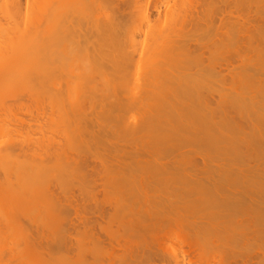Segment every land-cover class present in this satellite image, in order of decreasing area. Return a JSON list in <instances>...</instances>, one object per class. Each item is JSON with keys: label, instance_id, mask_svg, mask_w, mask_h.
<instances>
[{"label": "bare ground", "instance_id": "bare-ground-1", "mask_svg": "<svg viewBox=\"0 0 264 264\" xmlns=\"http://www.w3.org/2000/svg\"><path fill=\"white\" fill-rule=\"evenodd\" d=\"M0 1H2L0 3H3V6L5 4L10 6L9 3L13 6V11L11 9L12 6L9 7L10 9L6 8L7 6L4 7L6 10L9 9V12L11 13L10 15L7 11L8 14L5 15L8 22L11 24L12 22L10 21L14 20V33L16 32L17 35L18 33L20 34V29H18V27L22 28L23 26L25 28L31 23L28 34L32 32L34 33V36H37L38 34L40 35H38L40 38V41L38 40L40 43L37 46L38 55L36 54V51H32L28 52V56L31 55L30 57H33L32 55L35 53L39 56V59L41 58L43 60V58H45L46 62H44L45 60L42 61L37 58L40 65H37L35 68L36 70L30 67L31 70L34 69L32 70V74H34H31L32 78L29 77L30 82H34L33 84L35 85V82L38 81L43 90L46 89L47 96L45 98H47V102L44 106L47 107L45 108L49 119H51L52 122L53 120L56 121L53 122L54 125H60V122L62 121L64 125V128L62 129H65L66 127L65 130L67 131L65 132L66 134L68 133L67 135L65 134L66 137L71 134V136H68V139H72L74 136L76 138H74V140L78 142L76 144L71 142L69 144L70 146L68 145L70 149L67 153L63 151L65 146L63 147L60 146L62 144H56L57 140L55 139H57V136L51 140L50 152L52 151V154L49 153L52 155V158L54 156H59L57 157L58 159H63L65 155L64 153H67L68 156L71 148H73V144L75 145L73 151L75 152L78 150V152L76 151L77 153H75L76 157L74 162L71 161L68 165L69 168L71 166V170L67 166L68 169L65 171L62 167L64 166L63 163L62 165L60 164L61 167L60 165L58 166L61 159L58 162L57 159L55 160L57 162L56 168L60 167L63 169V171L68 174L66 177L71 179V182L79 179L80 184L84 186V188L86 187L82 183H90L91 190L97 180L96 177L100 175V172L98 173L100 168H91L93 166L88 165L90 164L88 161L95 163L99 160L100 165H102L101 174L104 173L103 178L113 180V185L115 184V186H118V188L113 187V185L110 186L111 181H109L108 188L111 187L119 190L118 192H115L118 193L117 196H114L116 195L114 190V195L112 193L114 199L117 197L114 202L115 206L112 214L105 215L103 208H105L104 205L107 202L105 204L98 202L99 196L97 195L100 193V191H97L98 189H93L91 192H87L89 188H86V191L84 189L85 193H88L86 194L88 196L85 197L84 192H82L83 195L81 194L79 198L82 196L83 200L80 198L81 202H79V198L77 199L75 197L73 199L74 195L71 196L72 192L71 195L65 194V188L68 190L67 186H69L66 180L61 178V181L64 183L59 182L60 184L57 179L50 180L52 183H54L53 181H57L56 183L58 185L52 184L51 182L48 183L49 181H47L46 189L48 188V184H52L55 187H51L57 189V191L54 189L51 191L49 188L47 190L49 193L48 197H46V200H48L47 203L50 200V204H48L50 205V210L47 212L50 217L45 216L43 218L44 222L43 220H39L40 224H42L41 222L44 223L42 224L43 226L35 223L38 222V219L36 218L39 215L34 217L35 219H33V217L30 218L31 226L28 217L31 215L34 216L35 214H30V216L27 217L28 214L26 213L27 218H25L24 214L19 215L18 213H16V216L18 214L22 218L19 216L15 218V215L13 214L15 220L19 218L18 223L16 224L14 219L11 218V215L9 218L7 217L10 212H7L8 214L6 215L1 212L3 209H0V233L2 234H0L2 236H0V243L3 245V243L6 242L3 240L6 239L5 235L9 232V237L11 232L12 234L17 232L16 228L11 223H14L16 227L19 225V228L21 226L22 229L20 228V232H17L20 234L19 238L14 237L15 234H13L11 237L16 238L14 239L15 241H12L10 237V241L6 242L5 245H8V243L11 242V246L14 245L12 248H15L16 246L19 247L22 242H24V244L27 242V246L22 243V247L26 249L25 251L21 246L15 248L17 250L14 249L13 252L10 245L8 247L9 249L4 247L5 245H1L2 247H0L2 249H0V252L8 250L7 252H9V254L7 252L6 254L9 256L10 260L24 264V259H27V247H31L33 249H30L32 252L34 250L36 251L40 246L42 247L40 250H42L43 254L47 255V257H43L42 263L38 262L41 261L40 259L42 256L39 257L40 259H37V264H55L52 261V253L55 251V253L60 252V254L62 253L66 255L67 252L70 251L68 248V246H70V239H68V236L72 235L74 227L78 226L75 223L72 228L73 230H71V225L74 223L70 225L71 222H67L71 221L72 217L70 216L71 219H69L66 212L71 213L69 208H71L72 205H69V208L67 209L66 207L68 206L64 201L66 202V200H69L70 202L73 199L74 202H71L73 204L78 200L76 203H79H75L76 205L73 204V208L76 215L80 216L82 211V213H88L91 210L90 206L88 208L90 203L87 204L89 201L86 202V200H88L87 197H89V200L91 199L90 202L94 200L92 203L95 205L94 214L97 217L90 219L85 216V213L84 217H82L83 214L81 215V218L78 217L83 221L77 220L78 218H76V220L82 223L80 225H83L81 227H84L83 231H85L84 233H86V235L92 233L96 226L101 228L102 222L105 220H108V222L109 219L113 220V222L114 219L119 220V223L117 224L120 226L118 225V228H121V230L123 229V234L122 232L121 234L119 233L120 229L119 231H114L115 234L114 232H109V238L111 239L108 237L106 238L110 240L108 241L109 245L107 243L110 248L105 249L104 243L107 239H104L106 240L104 241L103 238L99 237L94 239L96 242L93 241L95 245L94 248H92V250H95L96 248V251L98 250L97 252L100 253L105 250L106 252L111 251L112 253L115 243L119 244L123 240H126V242L129 241V246L127 244L128 242L126 243V248L129 249V252L127 250V255L124 254L122 259L119 258V264H264V0ZM36 8L39 11V14L37 15L39 18L37 21L35 20L38 25L36 26L37 32L35 30L36 27L34 28L36 23L30 22L29 20V14H31L30 12H33L31 10L34 9L35 12ZM15 11L17 17L16 15H13L15 14ZM23 15L24 17L26 16V18H24L27 19L25 20L26 22L21 20V18L23 19ZM12 17H14L13 20ZM8 18H11V20L9 21ZM18 18L20 19L19 22ZM16 21L20 25L22 24V26L20 27L18 24L17 27ZM23 23L28 24L23 25ZM1 29L4 32L7 30L6 28ZM26 31L28 30L26 29ZM38 31L41 32V34L38 33ZM7 33L10 34L11 32ZM11 34L14 36V42H11V48L14 50L12 55L15 56V54H17V59L15 58V61L14 56H10V59H14L12 60L13 64H15V62L16 64H19L18 61L20 60L18 59V56L20 58L21 52L23 53V48L21 46H26L23 45L24 43L19 42L18 39L17 41L21 46L17 45L18 49H14V44L16 45L17 43L15 39L17 37L15 38L16 34H13V30ZM2 35H6V33H3ZM18 36L21 38L22 35L20 34ZM1 37L3 42L0 43L3 44V46H5V44L8 46L12 37L6 35L5 37H8L9 40L8 38H4V36ZM25 38H27V36ZM25 38L23 41L26 40ZM4 39L5 41L8 40V44L7 41L5 43ZM1 44L0 46H2ZM2 47H0V49L4 48ZM5 49H7V47ZM6 51H8V49ZM24 52L27 51L24 50ZM25 54L23 53L22 55ZM8 58L5 57V59H3L4 63H6L5 61H7ZM23 59L21 62H23ZM29 59L26 61H30ZM11 60L8 62L9 64L11 63ZM28 63H22V65L20 64L19 66L16 65V72H20V70L24 71L22 68L30 66ZM41 63L44 65L43 67L41 66ZM1 64L3 65V62ZM9 64L8 66L4 64L5 66L0 67V74L3 73L5 76V74L13 71L15 65H12L14 67L11 68ZM27 64L28 66L23 67ZM41 67L42 69L40 70ZM38 69L43 72L40 73L42 76L39 75L37 71ZM28 71L26 72L28 73ZM34 71H36V73ZM22 74H24V72ZM9 75L11 76V73ZM43 75L46 76L47 79L45 85L42 84L41 81L43 79L45 80ZM27 76L25 79L28 78ZM22 77L23 76H21V78ZM18 79H20V77H18ZM31 79L33 81H31ZM34 79L36 80L34 81ZM4 82L6 83V80ZM14 82L16 81L14 80ZM21 83L23 82L21 81ZM17 84L16 88L18 86ZM25 84H29V82ZM16 88L13 87L17 92L14 90L12 92L10 91L12 95H14L15 92L17 95L20 93V89ZM42 88L40 89L39 87L38 89L42 90ZM33 90L35 91V89ZM22 94L24 96V93ZM30 94H32V92ZM33 95L34 94H32V96ZM25 96H27V93ZM33 98L31 99L32 101L34 100ZM15 100L12 101L13 107L17 108L14 106V102H18L19 99H17V101ZM37 100H39V98ZM38 102L36 103L39 104ZM44 102L43 104H45ZM40 105L42 106V104ZM133 105L135 108L136 105L138 108L141 106L143 111L140 108L139 116L141 119L137 116L138 114L136 115L135 113V121L130 122L127 114L129 112V116L132 114L129 110ZM126 111L129 112L127 113ZM5 112L7 114L9 110ZM7 115H9V113ZM2 116L4 115L2 114ZM14 116L16 115L14 114ZM132 117L135 118L134 116ZM132 117L130 119H132ZM107 118L114 119L117 123L119 122L117 124L118 126L114 123L109 124ZM137 118L140 120H137ZM104 119H107L106 122L102 121ZM16 120L18 121L19 119ZM57 121L59 122L58 124ZM21 122L23 121L21 120ZM66 122L70 123L69 127H67L68 125H66ZM2 123L4 122L0 123V128L2 127V131L5 133L7 128L4 126V129H6L4 131V124L2 125ZM71 123L76 130H73L74 128L72 127L73 129L71 128L72 131L70 130L71 133L69 134L68 129H70ZM101 123H105L104 125L106 127H108V124L110 126L112 125L111 127L113 128H104L101 126ZM54 125L51 127L52 129ZM63 125L60 126L62 127ZM150 128H154L155 132L157 131L159 134H162V136L158 138L156 137V139L151 138L150 136V139L148 140L146 135L147 139H144V141H147V144L139 138L141 143L142 141L144 142L141 144L143 149L138 150L136 147L137 150L134 152L133 149H135V145H130L133 150L131 151L134 153L130 151L128 145L129 152L131 153L126 152L125 155V151L121 150L126 157L124 158V163L122 160L119 161L123 154H121V157L117 154L118 149L120 152V148L123 145L121 143L120 145L122 146L117 144L118 149L116 148L117 151H115V155L119 158L116 157L120 166L123 165L121 168H116L110 162L111 157L107 160V163H110L106 166L107 163L105 162L108 158L103 154L104 152L107 154L108 150L103 153H101V151L98 155L95 154L98 157L92 155V148L95 146V149H97V145L95 144L98 142H96V140L99 141V139H101V141H99L101 144L104 140L103 144L107 145V141L111 142L112 140L111 135H114L115 137H112L115 140L113 139L112 141L115 143H113L112 147H116L117 139H119H116L117 135H119L118 133L123 132V134L128 133L134 136L141 133V137V135L145 133L148 134ZM1 132L0 134L4 136ZM52 132L54 133V131ZM116 133L117 135H115ZM61 135L64 136L63 133ZM120 138L123 139L122 136ZM50 139L49 136L48 140ZM11 140L10 142L12 145L9 144V142H4L2 146L5 147V144L12 148L13 144L14 147L18 146L15 144L16 142L14 143V141L12 142ZM149 142H153L151 143L152 146ZM63 143L65 142L63 141ZM1 144L2 143H0V146ZM65 144L67 145V143ZM145 144L148 148L150 147V149L144 146ZM76 145L86 148L88 155L92 153L90 154V157L91 155L92 157L89 158L93 159L94 157L96 158L95 161L93 162V160H89L88 157H85L88 161H82L80 158H83L84 156L82 155V157H79L80 153H84L83 151L86 150L81 152V148L79 151V148H77L78 146L76 147ZM104 147L105 145L103 148ZM12 148L7 149L6 147L4 149L5 151L9 150V152H12L14 155V150ZM0 150H2V154L4 151L3 149ZM20 150L23 151V154L29 150L32 152V149L27 151L25 148H20ZM37 150L42 149L38 148ZM88 150H90V153ZM43 151V154L41 152L42 155H44L47 150ZM57 151H61L63 155H59ZM92 151L95 153V150ZM71 153L73 154V152ZM109 153L111 154L112 152ZM23 154L21 156H23ZM34 154L31 156L34 157ZM100 155L103 157H99ZM4 156L5 155L1 156V158ZM8 156L9 157L7 158H13L11 153L8 154ZM25 156L27 158L28 153L25 154ZM77 157H79V159ZM1 158L0 160L3 161L4 158ZM7 158L5 157V160L12 161V159L9 160ZM15 158L13 160L14 165L17 161H15ZM114 158L115 156L112 160H115ZM42 159H44V157H42ZM66 159L67 158L63 160L65 161ZM63 160L61 162H64ZM72 163L73 165H70ZM16 164H18V162ZM133 164L134 166H132ZM44 165L43 162L45 170L43 167L42 170H38L40 176L44 175L43 172H49V165L48 167L47 165ZM112 165L116 169H114ZM23 166L24 165L21 164V169ZM52 166H55V162ZM17 167L18 166L15 168L16 171H18ZM50 168L56 170V168L53 167V169L51 167V164ZM59 169H57L56 172L60 175L63 171L60 169L61 172ZM3 170L5 173L2 171L1 173L3 174L0 175V192L3 186H5V182H3L4 185L2 183V181H4L2 180L4 174L6 175L5 178H9V176L12 175L16 180L18 179L17 181L22 182L24 180V183L22 182V185L20 184L21 186H19V188L18 184L12 183L13 185L15 184V189L13 190L12 188L11 190L16 192V194L17 191L19 194V189H21L20 191L23 190L22 188L25 186L26 181H28L27 185L30 187L29 180L31 179L33 182V176H30L36 174L34 171L35 173L32 172L31 174H28V176L24 173L18 174L16 171L15 173H11L6 168ZM8 173L11 175H7ZM105 173L113 176L115 174V180L117 177L119 178L116 181L117 184L114 183V179L106 177ZM39 174L35 175L37 181L40 180L38 178ZM96 174L98 175L96 176ZM23 175L24 177L26 176L25 179ZM61 176L64 177L62 174ZM13 177L11 179L14 181L15 179ZM48 177H51V175L47 176V178ZM19 178L22 181L19 180ZM106 179L105 181H108ZM9 181L10 180L6 181L7 184L10 183ZM34 181L36 180L34 179ZM79 182L77 184H79ZM33 185L37 184L34 183ZM158 185H160V187H157ZM43 186L42 189L44 188ZM70 186H73V183L70 184ZM33 189H35V187ZM125 189L126 191H124ZM104 190H107V187ZM110 190L112 191V189ZM24 191L25 190H23L22 193ZM111 191L109 192L111 193ZM13 192L12 195L15 194H13ZM105 192L108 193L107 191ZM44 193L46 194V192ZM44 193L42 192V194ZM110 193H108L109 197L111 195ZM8 195L9 194H7V197ZM106 195L107 194H105V196ZM28 196L29 195H27V197ZM67 196L71 197V199H69V197L68 199H65ZM105 196L103 198H105ZM107 197L108 195L106 198ZM84 198L87 199L84 200ZM111 199L114 200L113 197ZM103 200L106 201V199ZM4 204L5 203L3 202V205ZM0 207L2 208V206ZM44 208L45 207L42 209L43 215L45 211ZM4 209L6 208L4 207ZM47 209L48 208H46V210ZM182 209L185 211L180 214L181 212L178 210ZM171 210L172 213H174L172 215L170 214ZM8 211L10 210L8 209ZM18 211L20 210H16V212ZM47 217H49L48 220H45ZM20 218H25L24 222L27 223L26 221H28L27 224H29L30 228L32 227L37 233V240H35V242H37L35 244L34 240L33 243L28 240V237H32V229L27 230V224L22 223L23 221ZM3 219L10 220V225L13 227L6 225L8 222L5 223ZM11 219H13V222ZM19 220L20 222L22 221V225L19 223ZM32 220H34V222ZM23 224L26 225L25 230H23L25 226ZM5 225L6 228L8 226V229L6 230L2 229L3 227L5 228ZM80 225L78 228H75V230H80V232L77 231V235L82 233ZM13 228L15 229L13 230ZM28 231L31 232L28 233ZM57 231L58 233L54 235V239L58 236V242L57 239L54 240L53 237H51ZM40 233L46 235H41ZM21 235H24L25 237L22 236V238ZM43 236L46 237L43 238ZM169 237L175 238V241L178 240L179 247L175 249L170 247L171 250L168 251L169 249H166V242H168L167 240H169ZM23 239H25L26 242ZM76 239L79 240V238ZM52 240H54V242H52ZM17 241H21V243ZM163 241L166 244H164ZM13 242L15 243L13 244ZM45 242H47L46 245L44 244ZM17 243H19V245H17ZM37 243H39L38 247L36 245ZM122 243L123 242L120 244ZM163 244L165 245V248ZM119 247L121 248V246ZM22 250L25 252L23 257L22 253L24 252H22ZM4 251L2 254L0 253V264L3 262V264H5V260H7L6 264H12L13 262H10L8 257H6V254L5 257L3 256V253H5ZM10 252L16 255L18 260H15V258L13 260L14 256L13 254H10ZM19 252H21V254H19ZM17 253L18 256L21 255V257L19 256L20 258H18ZM35 253L37 254V252ZM35 253H32L34 257ZM78 253L81 252L78 251ZM124 253H126V251ZM28 254L30 253H27V256ZM10 255L11 257L13 256L12 259ZM74 256L77 255L74 253ZM2 257H4L5 260L1 261ZM64 259L62 264H66ZM33 261L30 262L33 263Z\"/></svg>", "mask_w": 264, "mask_h": 264}, {"label": "rangeland", "instance_id": "rangeland-1", "mask_svg": "<svg viewBox=\"0 0 264 264\" xmlns=\"http://www.w3.org/2000/svg\"><path fill=\"white\" fill-rule=\"evenodd\" d=\"M4 1H5V0H3V2H4ZM6 1H7V0H6ZM6 1H5V2H6ZM32 1H33V0H32ZM34 1H35V0H34ZM0 2H2V1H0ZM8 2H9V0H8ZM4 4H5V3H4ZM9 5L12 6L11 3H9ZM0 6H1V8H0V23L2 24V25L0 24V29H1V28H6V29H7L5 32L1 29L0 32H3L4 34L6 33L7 36L10 35V36L12 37V38H11V41H10L9 44H8V40H9V38L7 37L8 40H6V41H7L8 46H6V44H5V43H6L5 39H4V41H5V43H4L5 46H3V44L0 43V44L4 47V48H3L2 46H0V47L3 48V49H0V57L2 58V59L0 58V65H1L0 67H2V66H5V65L8 66V64H9L8 62L11 60V59H10V56H12V57L14 56V55H12V52H13L14 50H13V48H11V45H12L11 42L14 40V39H13L14 36H12L11 33H12V30H13V34H16V32L14 33L15 29H14V20H13V18H14L15 16L12 17V20H13V21H10L11 18H10V19L8 18L9 21L13 23V24L11 23L12 25L8 22V20L6 19L7 17L5 16V15L8 14V13L11 15V13L9 12V9H10L9 7H10V6H8V4H7V5H6V4L4 5V6H7L6 8H9L8 10L5 9V7L3 6V3H0ZM2 6H3L4 8H3ZM12 8H13V6L11 7V9H12ZM36 9H37V8H36ZM36 9H35V12H34V9H32L31 11H33V12H30L31 14H29L30 19H29V18H28V19L30 20V22L36 23L37 19L39 18V17L37 16V15L39 14V11H38V9H37V10H36ZM14 10H15V9H14ZM5 11H6V12H5ZM7 11H8V13H7ZM12 11H13V9H12ZM37 12H38V13H37ZM14 13H15V14H13V15H16V11H15ZM29 16H28V17H29ZM16 17H17V15H16ZM24 18H26V16L24 17V15H23V19L21 18V20H23L24 22H26L25 20H27V19H24ZM35 20H36V21H35ZM19 21H20V19L18 18V22H19ZM16 22H17V21H16ZM16 22H15V23H16ZM18 22H17V24H16L17 27H18V24H19ZM24 24L26 25V24H28V23H23V25H24ZM10 25H11V26H10ZM19 25H20V24H19ZM30 25H31V23L28 24L27 27L24 28V27L22 26V24H21L20 27L22 26V28H19V27H18V29H20V34H21L22 36H21V38H20V37L18 36V35H20L19 33H18V35L16 34V36H15V38L17 37L15 40L17 41V40L19 39L18 41L21 42V43H24L23 45H25L27 48L21 46L20 43H19L18 41H17L16 45L14 44V46H15L14 49L17 48V45H20V46L23 48V50H22L23 53H24V54L26 53L27 55H26V54H25V55H22L23 53L21 52V57L19 58V56H18V59L20 60V61H18L19 64H16L15 61H16V59H17V56H16L17 54H15V56H16V57L14 56V59L16 58L15 61H14L15 64L12 63V60H14V59H12V60H11V63L9 64V66H10L11 68L14 67V66H12V65H15L13 71H10L11 76L9 75L10 73H7V74H5V76H6V78H5V76H4L3 73L0 74V75H1V76H0V102H1V104H0V110L2 109V110L0 111V113H1V114H0V120L4 117V118L0 121V123H1V122H4V123H2V125L4 124V125H3V129L6 127V128H7V131H8V132H7V131H5L6 129H4L5 133H3V131H2V127L0 128L1 131H2V132H1V131H0V132L3 133V135H4V136H2V134H0V143H2L1 146L4 144V142H5V143H6V142H9V144H11L10 140L12 139L11 141H12V142L14 141V143L16 142L15 144L19 146V147H18V146H15L16 148L14 147V144H13V148L10 146V147L14 150V155L18 154V155H16V156H14L12 152H9V150H7V149H11L9 146H7V144H5V145H6L5 147H3V146L1 147V146H0V147H1L0 149H3V151H4V152H2V154L5 155L4 157L1 158V156H3V155L1 154V151H2V150H0V154H1V155H0V158H1V159L4 158L3 161L0 160V161H1L0 175L3 174V173H5V171L3 170L4 168H6L7 170H9L11 173H13V172L15 173V171H16V169H15L16 166L20 167L21 164L24 165V166H23L22 169H21V167H20V168L17 167V170H18V171H16V172H18V174H19V173H21V174L24 173V174H27V175H28V174H31L32 172H33V173L36 172V174H33V175L30 176V177L33 176V177H32V178H33V182H32V180L29 178V179H30V180H29V181H30V183H29L30 187H28V185H27V182H28V181H26L25 186L23 185L24 187L22 186V187H23L22 189L25 190L23 193H25V194L22 193L23 190L20 191L21 189H19V194H18V191H17V194H16V192H13V191L11 190L12 188H13V190L15 189V184L13 185L12 183H16V184H18V188H19V186L22 185L21 183H22L24 180L22 181V180L19 178V180H21L22 182L17 181L18 179L16 180V179H15L10 173L7 174V175H11V176H9V178H8V177L5 178V176H6L5 174H4L3 178H2V176H1L2 180H4V181L1 180L2 183L5 182V186H3V188H2V190H1V192H0V203H1L0 206H2V208L0 207V209H1V210H2V209L4 210V211L2 210L1 212H3V213L6 214V215L10 212V213L8 214V216H7L8 218H9L10 215H11V218H13L14 215H15V218H16V217H18L19 215H23V214H24L25 218H27L28 216H30V214H35L34 216L31 215L30 217H28V219H29V220H28L29 223H30V218H31V217H33V219H35L34 217H37V216L39 215V216L36 218V219H38V222H35V223H38L39 225L43 226V225H42V224H44V223H43V222H44L43 218H44L45 216H49V217H50V215H48L49 213L47 212V211L50 210V209H49V206H50V205H48V204H50V200H49L48 203H47L48 200H46V197H48V194H49V193L47 192V190H48V188H49V190H51V191H52V189H54V190L57 191V189L53 188V187H55V186L52 185V184L58 185L56 182L59 180L58 183H59V182L61 183V182H63V181H61V180L63 179V180H66V181L68 182V185H69V186H70V184L73 183V186H70V187L73 188V189H71L69 186H67V187H68V190H67V188H65V194H66V195H67V194H70V195H71V192H72V195H71V196L74 195V196H73V199H74L75 197L78 199L79 196H80L81 194L83 195L82 192H84L85 197L88 196V195H86V194H88V193H85V191L87 190L86 188H89V190H87V192H91L93 189H94V190H95V189H96V190L98 189L97 191H100V193H99V194L97 193V194H98L97 196H99V197H98L99 201H98V200H97V201H98L99 203H104V204L107 202V203L104 205L105 208H103V207H102V208H103V211H105V212H104L105 215H106V214H107V215H110V214H112V212H113V210H114V206H115V205H114V204H115L114 202H115L116 199H117V197H115V199H114V196H117V194H118V193H115V192H118V191H119L118 189H116V188H118V186H115V184L113 185V180H109V178H107V179H106V178H103V177H104V173L102 172L103 174H101V167H102V165H100V163H99L100 161H99V160L96 161L97 163H96V162H95V163H91V161H88L87 158L85 159V157H88V158H89V157H90V154H92V153H93L92 155H94V157H95V156H97L98 154H100L99 152L102 151L101 153H103L104 151H107V150H108V151H107L108 153H109V152H112L113 154H112V153H111V154L109 153V154L111 155V156H110L108 153L106 154V152H104L103 155H104L105 157L107 156V158H108V159H106V162H105V163H107V160H109V157H111V159H110L111 161H110V162H111L116 168H118V167L121 168V166L123 167V165L120 166L119 161L122 160V162L124 163V158H126V157H125L126 152L131 153L133 150H134V152H135V150H137V149H138V150H139V149H143V148L141 147V146H142L141 144L145 142L144 139H147V138H148V140H149V139H150V136H151V138H155V139H156V137L158 138V137L162 136V134H159L157 131L155 132V129H154V128H150V131H149L148 134H146V133L144 132L145 134L141 135V137H140V134H141V133H138V134H137L138 136H137V135L134 136V135H132V134H128V133H127V134H126V133L123 134V132L121 131L122 133H118V134H119V135L121 134L120 137L122 136L123 139H121V138L119 137V135H117V133L115 134V135H117L116 139L119 138V139H117V142H116V145H115L116 147H112V146H113V143H115L114 141H112V140L114 139L113 137H115V136H114V135H111V139H112V140H111V142L107 141V145H108V146H107L106 144H103V143H104V142H103L104 140L102 141V144H103V145H102L101 143H99V141H101V139H99V141L96 140V142L99 143V144H98V143L95 144V145H97V146H96L97 149H95V146H94V148H92V150H95V153H94V151H92L91 148H90V150H91L92 153H90V150H88V152L90 153L89 155H88V153H87V149H86V148H82V147L76 145V147L78 146L77 148H79V151H80V148H81V152H82L83 150H86V151H83L84 153H80V156H79V157H82V155L84 156L83 158H80V159H82V161H86V160H87L88 163L90 162V164H88V165L93 166V167H91V168H97V169L100 168V170L98 171V173L100 172L99 174H100L102 177H101L100 175L96 174V176L98 175L97 177L95 176L97 180H96V182H95V185L92 186L93 188H91V190H90V183H87V184H85V182L82 183V184H84L85 187H86V188H84V186H82V185L80 184L79 179H76V181L71 182V179H68V178L66 177L68 174L65 173V171H67V169L69 168V166H68L69 163H71V161L74 162V159H75V157H76V156H75V153H77L78 150H76L77 152H76V151L74 152V151H73V148L75 149V145H74V144H76V143H78V142L74 140L75 137L73 136V133H72V136H73L72 139H73V141H72L71 138L68 139V136H71V134H70V133H71L70 130L72 131L73 128H74L73 130H76V129H75V127H73V124L71 123L70 129H68V132H69L70 135H68V136L66 137V135H67L68 133L66 134V132H65V131H67V130H65L66 127H65V129H62V128H64V125H63L62 121L60 122V125H63L62 127H61L60 125H54V124H53V122H56V121L53 120V122H52V120L49 119V117H48V115H47L48 113H47V110H46L47 107L44 106V105H46V102H47V101H46L47 98H45V97L47 96L46 89L43 90L42 86H40V84L38 83V81L35 82V85L33 84L34 82H32V83L30 82L29 77L32 78V75L34 74V73L32 74V70H34V69L37 67L38 64L40 65L39 61L37 60V58L39 59V56H37V55H38V51H37V48H38V47H37V46H38L39 43H40V42H39V41H40V38H39L40 35L38 34V35H39V36L37 35L38 37H37V36H34V33H32V32H31L30 34H28L29 29H30ZM33 25H35V24H33ZM33 25H32V26H33ZM4 26H6V27H4ZM12 26H13V27H12ZM36 26H38L37 23H36V25L34 26V28H35ZM9 27H10V29H12V30H10ZM28 27H29V28H28ZM26 29H27L28 31H26ZM8 30H9V31H8ZM22 30H23V31H22ZM35 30H36V32H37V27L35 28ZM16 31H17V30H16ZM30 31H31V30H30ZM32 31H33V30H32ZM7 32H11V33L8 34ZM24 32H25V33H24ZM34 32H35V31H34ZM41 32H42V30H41ZM41 32L38 31V33H40V34H41ZM3 33H0V38H1V39H2L1 36H4V38H6V37H5L6 35H2ZM24 34H25V36H24ZM26 34H27V35H26ZM35 35H36V34H35ZM26 36H27V38H25ZM22 37H23V39H22ZM7 38H6V39H7ZM24 38L26 39L25 41H23ZM37 38H39V39H37ZM1 39H0V42H3V39H2V41H1ZM38 40H39V41H38ZM13 42H14V41H13ZM27 45H28V46H27ZM9 46H10V47H9ZM6 47H7L8 51H9L10 48H11L10 51H11V50H12V51H11V52H10V51H9V52L6 51V50H7V49H5ZM18 47H19V46H18ZM21 47H20V48H21ZM17 49H18V48H17ZM1 50H3V51H1ZM24 50L27 51V52H24ZM20 51H21V50H20ZM20 51H19V52H20ZM32 51H36V54H37V55H36L35 53L32 55V56L35 57V58L30 57L31 55L28 56V52H32ZM16 52H17V51H16ZM19 52H18V53H19ZM9 53H10L11 55H10ZM5 54H6V55H5ZM30 54H31V53H30ZM39 54H40V53H39ZM7 55L9 56V58H8ZM35 55H36V56H35ZM40 55H41V54H40ZM22 56H23V58H25L26 56H28L30 59H29L28 57L25 58V59H23ZM41 56H42V55H41ZM41 56H40V57H41ZM5 57H7V58L9 59V60L7 59V61H5L6 63H4V60H3V59H5ZM42 58H43V56H42ZM22 59H23V62H21ZM28 59L30 60V61H28L29 63L26 61V60H28ZM31 59H33V60H31ZM24 60H25V61H24ZM39 60H42V59L40 58ZM44 60H45V58H43L42 61H44ZM31 61H32V62H31ZM37 61H38V62H37ZM2 62H3V65L1 64ZM24 62H25V63H28L30 66H28V64H27V65H24L23 67L28 66L27 68L32 67V68H34V69L31 70V68H30V69H27V68H22V67H20V68L24 69V71H22V70H20V72L17 71V72L19 73V74H18V73L16 72L17 69L15 70L16 65L19 66L20 64L22 65V63L25 64ZM30 62H31V63H30ZM33 62H34V63H33ZM44 62H46V60H45ZM7 63H8V64H7ZM42 63H43V62H42ZM42 63H41V66L43 67L44 65H42ZM4 64H5V65H4ZM44 64H45V63H44ZM33 66H34V67H33ZM42 67L40 68V70L42 69ZM45 67H46V66H45ZM17 68H19V67H17ZM38 68H39V66H38ZM28 70H30V71H28ZM35 70H36V69H35ZM14 71H15V72H14ZM21 71H22V73L24 72V74H22ZM26 71H28V73H30V72H31V73L28 74ZM37 71H38L39 75L42 76V74H40L42 71H39V69H38ZM43 71H44V69H43ZM34 72L36 73V71H34ZM14 73H15V74H14ZM25 73H26V74H25ZM38 73H37V74H38ZM42 73H43V72H42ZM31 74H32V75H31ZM19 75H20V76H19ZM25 75H26V76L28 75V76H27L28 78L25 79V77H26ZM29 75H30V76H29ZM9 76H10V77H9ZM16 76H17V77H16ZM21 76H23V77L21 78ZM35 76H36V74H35ZM43 76H44V75H43ZM3 77H4V78H3ZM12 77H13V79H12ZM18 77H20V79H18ZM33 77H34V76H33ZM36 77H37V76H36ZM44 77H45V80L43 79V80H41V81H42V84L45 85V82H46L47 79H46V76H44ZM34 78H35V77H34ZM40 78H41V77H40ZM11 79H12V82H11ZM17 79H18V81H17ZM28 79H29V80H28ZM3 80H4V81L6 80V83H7V84H6ZM14 80H15L16 82H14ZM24 80H26L27 82L24 81ZM35 80H36V79H34V81H35ZM37 80H38V79H37ZM21 81H22L23 83H21ZM31 81H33V80L31 79ZM19 82L21 83V85H20ZM28 82H29L30 85H29V84H25V83H28ZM43 82H44V83H43ZM10 83H11V84H10ZM12 83H16V84L19 83V84H17V85H18L17 88L20 89L19 91H20L21 94L24 93V96H23V94L21 95L20 93H19L20 95H19V94L17 95V93H16L17 91H16L15 89H13V87L16 88V84H12ZM36 83H37V85H36ZM8 84H9V87H8ZM32 84H33V86H32ZM11 85H14V86H11ZM44 85H43V86H44ZM27 86H28V87H27ZM36 86H37V87H36ZM38 86L40 87V89L42 88V90L38 89V88H39ZM20 87H21V88H20ZM46 87H47V86H46ZM6 88H7V89H6ZM17 88H16V89H17ZM36 88H37V89H36ZM47 88H48V87H47ZM9 89H10V90H9ZM25 89H27V90H25ZM33 89H35V91H34ZM2 90H3V91L5 90V91L3 92ZM6 90H7V91H6ZM13 90L16 91L15 93H16L17 96L15 95V93H14V95L11 94V92H12ZM23 90H25V91H23ZM10 91H11V92H10ZM21 91H22V92H21ZM5 92H6V93H5ZM25 92L27 93V96H25V95H26ZM28 92H29V94H28ZM31 92H32V94H34L33 96H32V94H30ZM35 92H36V93H35ZM10 94H11V95H10ZM37 94H38L39 96H38ZM7 96H8V97H7ZM20 96H21V97H20ZM37 96H38L39 100H37V99H38ZM73 96H74V95H73ZM1 97H2V98H1ZM33 97H34V98H33ZM40 97H41V98H40ZM10 98H11V99H10ZM27 98H28V99H27ZM32 98L34 99L33 101L31 100ZM35 98H37V99H35ZM44 98H45V100H44ZM15 99H16V100H15ZM17 99H19V101H18V102H14V106H16L17 108H19L20 110L17 109V108H14V107H13V103H12V101H13V100L17 101ZM36 100H37V101H36ZM6 101H7V103H6ZM38 101H39V102H38ZM42 101H43V102L45 101V102H44L45 104H43ZM3 102H4V103H3ZM36 102H38L39 104H37ZM33 103H35V104H33ZM3 104H4V105H3ZM17 104H18V105H17ZM40 104H42V106H41ZM10 105H11V106H10ZM34 105H35V106H34ZM36 105H38V106H36ZM3 106H4V107H3ZM11 107H12V108H11ZM45 107H46V108H45ZM7 108H8V109H7ZM9 108H10V109H9ZM13 108H14V109H13ZM140 108L142 109L141 106H139V108H138L137 105H136V108H135L134 105H133L132 107H130V110L128 109V110L131 111V113H132V114H130V116H129V113H130V112L128 111V112H129V113H128V112L126 111V112L128 113L127 115H128V117H129L130 122H134V121H135V119H136L135 116H136L137 114H138L137 116L140 118V116H139V114H140L139 112H140V110H141ZM15 109H16V111H15ZM138 109H139V110H138ZM4 110H5V111H8V110H9L8 113H9V115H10L11 117H10L9 115H7L8 113L6 114V112H5ZM10 110H12V111H10ZM142 111H143V109H142ZM142 111H141V113H142ZM46 113H47V114H46ZM135 113H136V115H135ZM2 114H3L4 116H2ZM11 114H12V115H11ZM14 114H15L16 116H14ZM6 115H7V116H6ZM1 116H2V117H1ZM5 116H6V117H5ZM132 116H134L135 118H133ZM7 117L9 118V120H8ZM45 117H47L48 119L45 118ZM131 117H132V119H130ZM139 118H137V120H140V119H141V118H140V119H139ZM16 119H19V120L17 121ZM107 119H108V118H107ZM107 119H104V120H102V121H105V122H106ZM109 119H110V120H109ZM109 119H108L109 121L107 120V122H109V124H113V123H114L115 125H117V124L119 123V122L117 123L114 119H111V118H109ZM133 119H134V120H133ZM11 120H12V121H11ZM21 120H22L23 122H21ZM38 120H39V121H38ZM59 120H60V119H59ZM113 120H114V122H113ZM137 120H136V121H137ZM19 121H20V122H19ZM35 121H36V123H35ZM6 122H8V123H6ZM17 122H19V123H17ZM24 122H25V123H24ZM30 122H31V123H30ZM37 122H38V123H37ZM111 122H112V123H111ZM27 123H28V124H27ZM39 123H40L41 125H40ZM58 123H59V122L57 121V124H58ZM99 123H100V122H99ZM102 123H103V122H102ZM102 123H101V124H102ZM34 124H35V125H34ZM38 124H39V125H38ZM104 124H105V123H104ZM104 124L101 125V126H103L104 128H113V127H111L112 125L110 126V125L108 124V127H106ZM29 125H30V127H29ZM53 125H54V127H53V129H52L51 127H52ZM66 125H68L67 127H69L70 123H69V122H68V123L66 122ZM66 125H65V126H66ZM83 125H84V124H83ZM115 125H114V126H115ZM0 126H1V125H0ZM4 126H5V127H4ZM38 126H39V127H38ZM55 126H56V128H55ZM84 126H85V125H84ZM109 126H110V127H109ZM117 126H118V125H117ZM28 127H29V128H28ZM36 127H38V128H36ZM57 127H58V129H57ZM72 127H73V128H72ZM39 128H40V130H39ZM54 128H55V130H54ZM71 128H72V129H71ZM32 129H33L34 131H33ZM61 129H62V130H61ZM98 129H99V127H98ZM98 129H97V130H98ZM101 129H102V128H101ZM153 129H154V131H153ZM56 130H59V131H56ZM158 130H160V129H158ZM49 131H50V132H49ZM52 131H54V133H53ZM62 131H63V132H62ZM160 131H161V130H160ZM47 132H48V133H47ZM56 132H57V133H56ZM61 132L64 134V136L61 135V134H62ZM75 132H76V131H75ZM115 132H117V131H115ZM42 133H43V134H42ZM19 134H20V135H19ZM24 134H25V136H24ZM54 134H55V135H54ZM65 134H66V135H65ZM9 135H10V136H9ZM14 135H15V136H14ZM17 135H18V136H17ZM74 135H75V134H74ZM146 135H147V138H146ZM154 135H155V136H154ZM49 136H50V138H51L50 140H48V139H49ZM52 136H53V138H52ZM56 136H57V139H55V140H57V143H56V144H58V145L62 144V145H60V146H63V147L65 146V148L63 149L64 152H67V153H68V151H69V149H70V147H69L70 145H69V144H70L71 142L74 143V144L72 145L73 148H71V151L69 152L68 156H67V153H64V154H65L64 157L62 156L63 159H65V158H67V159L64 161L62 158H60L61 161L63 160L64 162H61L60 159L57 158V157H59V156H57V157L54 156L55 158H54V157L52 158V155H51V154H52V151L50 152V149H51V147H50V146H51V140L54 139V138H56ZM61 136H63V137H61ZM112 136H113V137H112ZM64 137H65V138H64ZM8 138H9V139H8ZM26 138H27V139H26ZM63 138H64V140H63ZM131 138H132V139H131ZM134 138H135V139H134ZM139 138H141V140H143L144 142L142 141V143H141V142L139 141ZM66 139H67V140H66ZM75 139H76V138H75ZM8 140H9V141H8ZM61 140H62V141H61ZM114 140H115V139H114ZM45 141H46V142H45ZM63 141H64L65 143H67V145H66L65 143H63ZM66 141H67V142H66ZM68 141H69V143H68ZM118 141H119V142H118ZM129 141H130V142H129ZM152 141H154V140H152ZM36 142H37V144H36ZM105 142H106V140H105ZM39 143H40L42 146H41ZM111 143H112V144H111ZM120 143H121L123 146L120 145ZM132 143H133V144H132ZM145 143L147 144V141H146ZM149 143H150V142H149ZM151 143H153V142H151ZM151 143H150V144H151ZM47 144H48V145H47ZM64 144H65V145H64ZM100 144H101L102 147L100 146ZM117 144H119L120 146H122V147L120 148V152H121V150L125 151V155L123 154V152H121V153L119 152V149L117 148ZM146 144H145L144 146H146ZM11 145H12V144H11ZM36 145H37V146H36ZM68 145H69V146H68ZM93 145H94V144H93ZM104 145H105V147L103 148ZM128 145H129V147H130V145H132V146L135 145V149L132 150L131 147H130V148L128 147ZM124 146H125V147H124ZM151 146H152V144H151ZM6 147H7V149H6L7 151H5V149H4V148H6ZM8 147H9V148H8ZM17 147H18V148H17ZM37 147H38L39 149L41 148L42 150H37V149H38ZM42 147H43V148H42ZM45 147H46V149H45ZM48 147H49V148H48ZM67 147H69V148H67ZM118 147H119V146H118ZM136 147H137V149H136ZM146 147H147V146H146ZM153 147H154V146H153ZM20 148H22V149L25 148V149H27V151H28L29 149H32V152H31L30 150H29L30 152H29V151L26 152V153L24 152L25 154L28 153V156H27V158H26L25 154H23V151H21ZM77 148H76V149H77ZM98 148H99V149H98ZM106 148H107V149H106ZM116 148L118 149V152H119V153L117 152V154H119V157H121V156H122L121 154H123V156H122L120 159L118 158L117 155H115V154H116L115 151H117ZM123 148H126V149H123ZM128 148L130 149V151H131V150H132V151L129 152V149H128ZM133 148H134V147H133ZM147 148H148V147H147ZM65 149H66V150H65ZM104 149H105V150H104ZM148 149H150V147H149ZM17 150H18V151H17ZM43 150H47L48 153H47V151H45L44 155H42L43 152H44ZM96 150H97V151H96ZM127 150H128V151H127ZM146 150H147V149H146ZM16 151H17V153H16ZM24 151H25V150H24ZM34 151H35V152H34ZM36 151H38L39 153L36 152ZM53 151H54V150H53ZM5 152H6V153H5ZM8 152H9V153H8ZM41 152H42V154H41ZM49 152H50L51 154H50ZM71 152H73V154H72ZM85 152H86L87 154H86ZM97 152H98V153H97ZM134 152H132V153H134ZM4 153H5V154H4ZM7 153H8V154L11 153L12 156H13V158H12V157L7 158V157L11 156V155L8 156ZM15 153H16V154H15ZM20 153H22L23 156H21L22 154H20ZM34 153H35V154H34ZM53 153H54V152H53ZM57 153H58L59 155H63L61 151H59V152L57 151ZM128 153H127V155H128ZM33 154H34V157H35V158L31 156V155H33ZM38 154H39V155H38ZM46 154H47L48 156H49V154H50V156L48 157ZM54 154H55V153H54ZM54 154H53V155H54ZM95 154H97V155H95ZM6 155H7V156H6ZM37 155H38V156H37ZM69 155H70V157L73 155V156L71 157V159H70ZM78 155H79V153H78ZM78 155H77V156H78ZM92 155H91V157H92ZM112 155H113V157L115 156L114 159L117 160V161L112 160V159H113ZM131 155H132V154H131ZM131 155H129V156H131ZM101 156H102V155H100L99 157H101ZM5 157H6L7 159H9V160L12 159V161H13L14 158L16 157V158H15V161L17 160V161L15 162V165H16V166L13 164L14 161L12 162V161L5 160ZM28 157H29V158H28ZM42 157H44L45 161H44V159H42ZM50 157H51V158H50ZM79 157H77V158L79 159ZM91 157H90V158H91ZM94 157H93V159H90V158H89V160H93V162H94L95 159H96V158H94ZM97 157H98V156H97ZM102 157H103V156H102ZM116 157L119 159V161H118V159H116ZM127 157H128V156H127ZM36 158H37V159H36ZM38 158H39V159H38ZM131 158H132V157H131ZM40 159H42V160H40ZM51 159H52V160H51ZM56 159H57V162L60 161L59 164H58V166H59L60 164L62 165V163H63L64 166H62V167H63V169H64L65 171H63V169L60 168L61 165H60V167L56 168V167H57V165H56L57 162L55 161ZM72 159H73V160H72ZM83 159H85V160H83ZM38 160H40V161H38ZM6 161H7V162H6ZM125 161H126V160H125ZM127 161H128V160H127ZM8 162H9V163H8ZM11 162H12V163H11ZM17 162H18V164H16ZM20 162H21V164H20ZM22 162H23V163H22ZM43 162H44V164H45L44 166L47 165V167H48V165H49V167H48V171H49V172H48V173H47V171H46V172H43L44 175H41V176H40V174H39L40 172L38 173V170H39V171L42 170ZM54 162H55V166H52V164H53ZM66 162H68V163H66ZM110 162H108V163H110ZM129 162H130V161H129ZM38 163H39V164H38ZM64 163H65L66 165H65ZM81 163H82V162H81ZM108 163H107L106 166H108ZM2 164H3V165H2ZM50 164H51V167H52V168L54 167V168H56V170L60 168L64 173L59 169L62 173L59 172L60 175L57 174L58 172H56V170H55L54 168H53L54 170H52V169L50 168ZM127 164H128V163H127ZM5 165H7V166L9 165V166H8L9 168H8L7 166H5ZM39 165H40V166H39ZM70 165H73V163L70 164ZM113 165H112V167H113ZM3 166H5V167H3ZM67 166H68V168H67ZM132 166H134V164H133ZM47 167H46V168H47ZM115 167H113V168L116 169ZM70 168H71V166H70ZM70 168H69V169H70ZM89 168H90V167H89ZM89 168H88V169H89ZM91 168H90V169H91ZM103 168H104V167H103ZM43 169L45 170V167H43ZM71 169H72V168H71ZM71 169H70V170H71ZM2 171H3V173H1ZM9 171H8V172H9ZM34 171H35V172H34ZM50 171H51V172L53 171V172L51 173ZM54 171H55V172H54ZM113 172H114V171H113ZM37 173L39 174L38 178L40 179V180H38V181H37V177H35V175H38ZM45 173H46V174H45ZM55 173H56V174H55ZM110 173H111V172H110ZM53 174H54V177H53ZM61 174H62L63 176H64L65 174H66V175H65L64 177H62ZM112 174H113V173H112ZM13 175H14V174H13ZM46 175H47V176H50V175H51L52 178H51V177H48V178H47ZM55 175H56V176H55ZM58 175H59V176H58ZM17 176H18V175H17ZM17 176H16V177H17ZM28 176H29V175H28ZM57 176H58V177H57ZM105 176H106V177H110V179H111V178L114 179V183H116L117 179H119V178L117 177L116 180H115V178H114V177H116L115 174H114V176H113V175H110V174L108 175L107 173H105ZM12 177L15 179L14 181L11 179ZM18 177H19V176H18ZM18 177H17V178H18ZM21 177H22V176H21ZM23 177H24V175H23ZM34 177H35V178H34ZM25 178H26V176L24 177V179H25ZM61 178H62V179H61ZM7 179L10 180V181H9L10 183L8 182L9 184H7V182H6V181H8ZM34 179H35L36 181H34ZM54 179H57V181H56V182L53 181L54 183H52V181H50V180H54ZM105 179L108 180V181H105ZM43 180H45V181H43ZM74 180H75V179H74ZM11 181H12V182H11ZM15 181H16V182H15ZM41 181H42V182H41ZM47 181H49L48 183L51 182L52 184H51V185L48 184V188L46 189V187H47L46 182H47ZM69 181H70V184H69ZM81 181H82V180H81ZM109 181H111V182H110V186L113 185V187H116L115 189H116L117 191H116L114 188H111V187L108 188ZM31 182H32V183H31ZM78 182H79L80 185L77 184ZM107 182H108V183H107ZM23 183H24V182H23ZM34 183H36L37 185H33ZM43 183H44V184H43ZM60 183H59V184H60ZM63 183H64V182H63ZM63 183H62V184H63ZM96 183H97L98 185H97ZM102 183H103V184H102ZM111 183H112V184H111ZM120 183H121V182H120ZM20 184H21V185H20ZM31 184H32L33 186H32ZM74 184H75L76 186H75ZM116 184H117V183H116ZM3 185H4V183H3ZM6 185H9V186H6ZM10 185H12V186H10ZM26 185H27V186H26ZM40 185H42V186L44 185V186H43V187H44L43 189H46V190H43V189H42V186H40ZM87 185H88V186H87ZM38 186H39V187H38ZM49 186H50V187L53 186V187L50 188ZM98 186H99V187H98ZM5 187H6L7 189H6ZM9 187H10V188H9ZM31 187H33V188L35 187L36 190L33 189V188H31ZM56 187H58V186H56ZM102 187H103V188H102ZM106 187H107V190H104V189H106ZM119 187H120V186H119ZM157 187H160V185H158ZM69 188H70L72 191H71ZM30 189H31L32 191H31ZM40 189H41V190H40ZM84 189H85V191H84ZM100 189H101L104 193H103ZM108 189H109V190H108ZM110 189H112V191H111ZM3 190H4V191H3ZM7 190H8V191H7ZM9 190H10V191H9ZM16 190H17V189H16ZM16 190H15V191H16ZM113 190H114V193H115L116 195H114ZM39 191H40V192H39ZM58 191H59V188H58ZM66 191H67V192H66ZM68 191H69V192H68ZM73 191H74V192H73ZM105 191H107L108 193H110L109 191H111V193H110V194H111L110 197H109V194L106 193ZM124 191H126V189H125ZM12 192H13V194H14V193H15V194L12 195ZM20 192H21V193H20ZM32 192H34L35 195H34V193H32ZM36 192H37V193H36ZM38 192H39V193H38ZM42 192H43V193L46 192V194H45V193L42 194ZM53 192H55V191H53ZM127 192H129V191H127ZM57 193H59V192H57ZM77 193H78V194H77ZM102 193H103L104 196H105V194H107V195H108L107 198H109V199L106 198L107 195L105 196V198H103L104 196L102 195ZM112 193H113L114 196H112ZM4 194H6V195H4ZM7 194H9L8 197H7ZM31 194H32V195H31ZM119 194H120V192H119ZM3 195H4V196H3ZM23 195H25L26 197L23 196ZM27 195H29V196L27 197ZM30 195H31V196H30ZM33 195H34V196H33ZM41 195H42V196H41ZM66 195H65V196H66ZM70 195H69V196H70ZM9 196L11 197V199H10ZM69 196H67V198H65V199H68ZM20 197H21V198H20ZM112 197H113L114 200L111 199ZM4 198H5V199H4ZM24 198H25V199H24ZM80 198H82V196H81ZM80 198H79V202H81V199H80ZM87 198H88V200H86V202L89 201V202H87V204L90 203V205H88V208H89V206H90L91 210H93V211L90 210L88 213H86V212L82 213V212H83V211H82V212L80 213V216H77V215H76V213L74 212V208H73V204L76 205L77 203H79V202L76 203V201H78V200L75 199V200H76V201H75L76 204H75V203H73V204L71 203L72 201L74 202L73 199H72L70 202H69V200H66V202L64 201V203H66V205L68 206V207H66L67 209L69 208V205H72L71 208H69L70 211H71V213H67V212H66V214L68 215L69 219H71V218H70V216H71V217H72V220H73V221L75 220L74 222H73L72 220H71V221H67V222H71L70 225L74 223L73 225H71V230H73L72 228H73V226L75 225V223H76L78 226H75V227H74V231H73L72 235H69L70 238H69V236H68V239H70V240H69V245H70V246H68V248L70 249V251L67 252L68 255H67V254L65 255V254H62V253L60 254V252H59V253H58V252L55 253V251H54V253H52V254H53V255H52V261H53L55 264H62V263H63L62 261H63L64 258H65L64 260H65V263H66V264H71V263H72V264H84V263H85V264H94V263H95V264H119L120 259H122V258L124 257L123 255H124V254L127 255V253L129 252V249H127L126 247H127V244H128V246L130 245V242L127 241V242H128V243H127L126 240L121 241V242H123L122 244H120L121 242H120L119 244L115 243V244H114L115 246H114V249H113L112 253H111V251H110V252H108V251L106 252V250H105L104 252L100 253V252H97L98 250L96 251V248H95V250H94V249L92 250V248H94V245H95L94 242H96L94 239L97 238V237H99V238H103V240H104V239H107V241L104 240V241H106V242L104 243V248H105V249L110 248V247H108V245H109L108 241H110V240H108V238H109V234H110V233H113L114 231H119V229H120V232H119V233L121 234V232H122V234H123V229L121 230V228H118V225H119V224H117V223H119V220H115V219H114V222H113V220H110V219H109V222H108V220H105V221L103 220L104 222H102V227H101V228H100L99 226H96V227H94L92 233H89V234L87 233L88 235H86V233H84L85 231H83V228H84V227H83V228L81 227V226H83V225H80V224H82V223H80V221H83V220H80L79 218H81V215H82V214H83L82 217H84L85 213H86L85 216L88 217V218H90V219L93 218V217H94V218L97 217V216L94 214V212H95V211H94V209H95V208H94L95 205L92 203L94 200H93L92 202H90L91 199L89 200V197H87ZM87 198H84V200L87 199ZM3 199H4V200H3ZM12 199L14 200V202H13ZM32 199H33V200H32ZM42 199H43L44 201H43ZM47 199H48V198H47ZM65 199H64V200H65ZM69 199H71V197H69ZM103 199H106V201L103 200ZM6 200H7L8 202H7ZM15 200H16V201H15ZM23 200H24V201H23ZM41 200L43 201V203H42ZM82 200H83V198H82ZM109 200H111V201H109ZM36 201H37V202H36ZM100 201H101V202H100ZM102 201H104V202H102ZM3 202H4L6 205H5V204L3 205ZM9 202H10V203H9ZM26 202H27L28 206H27ZM44 202H45V204H44ZM46 203H47V204H46ZM91 203H92V204H91ZM108 203H110V204H108ZM35 204H36V205H35ZM43 204H44V205H43ZM107 204H108V205H107ZM112 204H113V205H112ZM19 205H20L21 209H20ZM38 205H39V206H38ZM41 205H42V206H41ZM46 205H48V206H46ZM93 205H94V206H93ZM25 206H26V207H25ZM40 206H41V207H40ZM92 206H93V207H92ZM109 206H111V207H109ZM4 207H5L7 210L4 209ZM7 207H8V208H7ZM22 207H23V208H22ZM43 207H45L44 210L46 211V212L44 211V215H43V210H42ZM107 207H108L109 210L107 209ZM46 208H48V209L46 210ZM72 208H73V209H72ZM102 208H101V209H102ZM8 209H9L10 211H8ZM11 209H12V211H11ZM16 210H20V211L16 212ZM5 211H6V212H5ZM25 211H26V212H25ZM67 211L70 212L69 210H67ZM100 211H101V210H100ZM109 211H110V212H109ZM178 211L181 212L180 214H182V213H184L183 211H185V210L182 209V210H178ZM7 212H8V213H7ZM12 212H13V213H12ZM20 212H21V213H20ZM170 212H171V213H170L171 215L174 214V213H172V210H171ZM176 212H177V211H176ZM179 212H177V213H179ZM16 213H18L19 215L17 214V216H16ZM26 213H27L28 215H27ZM73 213L75 214V216H74ZM4 214H3V215H4ZM13 214H14V215H13ZM45 214H46V215H45ZM26 215H27V217H26ZM0 216H1V215H0ZM40 216H41V218H40ZM19 217H21V216H19ZM49 217H47L45 220H48ZM78 217H79V218H78ZM0 218H1V217H0ZM15 218H13V219H14L15 223L17 224L19 218H17V220H15ZM21 218H22V217H21ZM21 218H20V219H21ZM25 218H24V219H25ZM76 218H78L77 220H80V221H77ZM13 219H11L12 222H13ZM24 219H21V220L23 221V222L21 221L22 223H25V222H24ZM69 219H68V220H69ZM1 220H2V219H1ZM39 220H43V222H41L42 224H40V221H39ZM3 221H5V223L8 222V223H6V225L11 226V225H10V223H11L10 220H4V219H3ZM9 221H10V222H9ZM16 221H17V222H16ZM28 221H26V222L28 223ZM32 221L34 222V220H32ZM36 221H37V220H36ZM1 222H2V221H1ZM21 222H20V220H19V223H20V224H21ZM27 223H25V224H27ZM103 223H104L105 226L103 225ZM11 224L16 228V231H17V232H20V228H21V226H20V228H19V225H18V226H17L18 228H17L16 225H14V223H11ZM25 224H23V225H25ZM30 224H31V223H30ZM109 224H110V225H109ZM3 225H4V224H3ZM6 225H5V228H4V227H3V228L1 227V228H2V229H5V230L8 229V226H7V228H6ZM21 225H22V224H21ZM79 225H80V227H81L80 229H82V230H81L82 233H80L79 235H77V231L80 232V230H77V229L75 230V228H76V227L78 228ZM1 226H2V225H1ZM13 226H11V227H13ZM31 226H32V224H31ZM33 226H34V225H33ZM103 226H104V227H103ZM119 226H120V225H119ZM11 227H10V228H11ZM107 227H108V228H107ZM113 227H114V228H113ZM10 228H9V229H10ZM15 228H13V230H14ZM27 228H28L27 230H31V229H32V227L30 228V225H29V224H27ZM40 228H41V227H40ZM95 228H96V229H95ZM102 228H103V229H102ZM21 229H22V228H21ZM25 229H26V225L24 226V229H23V230H25ZM117 229H118V230H117ZM18 230H19V231H18ZM27 230H26V231H27ZM71 230H70V231H71ZM94 230H95L96 232H95ZM7 231H8V230H7ZM7 231H6V232H7ZM10 231H12V230H10ZM16 231H15V232H16ZM21 231H22V230H21ZM31 231H32V233H31V234H32V237H28V238H29L28 240H29V242L31 241L32 243H33V240H34V244H35V243L37 242V241L35 242V240H37V239H36V234H37V233H36L33 229H32ZM31 231H28V233H30ZM43 231H44V230H43ZM53 231H54V230H53ZM110 231H111V232H110ZM167 231H169V230H167ZM13 232H14V231H13ZM17 232H16V233H13V234H15L14 237L19 238V235H20V234H18ZM45 232H46V231H45ZM51 232H52V231H51ZM71 232H72V231H71ZM71 232H70V234H71ZM109 232H110V233H109ZM22 233H23V232H22ZM56 233H58V231L55 232V234L52 233L53 236H51V237H53V239H54V235H56ZM75 233H76V234H75ZM100 233H101V234H100ZM0 234H1V233H0ZM4 234H5V232H4ZM4 234H3V235H4ZM8 234H10V232H9ZM8 234H6V235L9 237ZM13 234H12V232H11V235H13ZM16 234H17L18 236H17ZM40 234H41V235H42V234H43V235H46V234H44V233H40ZM50 234H51V233H50ZM81 234H82V235H81ZM114 234H115V232H114ZM1 235H2V234H1ZM1 235H0V236H1ZM6 235H5L6 239H5V237H4L5 240H3V241L8 242V241H10V237H11V235H10V237H9V240H8V237H7ZM85 235H86V236H85ZM92 235L95 236V237H93ZM98 235H99V236H98ZM104 235H105V238H104ZM22 236L25 237L24 235H21V237H22ZM28 236H31V235H28ZM73 236H74V237H73ZM88 236H89V238H88ZM90 236H91L93 239H92ZM1 237H2V236H1ZM14 237H11V240H12V241H13L14 239H16V238H14ZM23 237H22V238H23ZM45 237H46V236H43V238H45ZM47 237H48V236H47ZM72 237H73V238H72ZM83 237H84V238H83ZM106 237H108V238H106ZM12 238H13V239H12ZM26 238H27V237H26ZM31 238H32V239H31ZM76 238H79V240L76 239ZM171 238L173 239V241H172ZM171 238L169 237V240H170V241L167 240L168 242H166V240H165V242H166L167 244L163 241V243L166 244V249H167V250L169 249L168 251H170L172 247H173L172 249H175V248L179 247L178 240L176 239L177 241H175V238H173V237H171ZM20 239H21V238H20ZM39 239H40V238H39ZM55 239H57V242L59 241L58 236L55 237ZM55 239H54V240H55ZM71 239H72V240H71ZM84 239H85V240H84ZM109 239H111V238H109ZM17 240H18V239H17ZM23 240L26 242L25 239H23ZM41 240H42V239H41ZM54 240H52V242H54ZM76 240H77L78 242H77ZM96 240H97V239H96ZM1 241H2V240H1ZM14 241H15V240H14ZM21 241H22V240H21ZM21 241H20V242L17 241V242L21 243ZM39 241H40V240H39ZM75 241H76V242H75ZM79 241H80V242H79ZM88 241H89V242H88ZM93 241H94V242H93ZM124 241H125V242H124ZM6 242H5V243H6ZM70 242H71V243H70ZM83 242H84V243H83ZM5 243H3V245H5ZM10 243H11V242H9L8 245L6 244L4 247H7V248H8L9 245L11 246ZM14 243H15V242H13V244H14ZM19 243H17V245H19ZM22 243L24 244V242H22ZM22 243L19 245V247L21 246V248L23 249L24 247H22ZM46 243H47V242H45L44 244L46 245ZM72 243H73V245H72ZM82 243H83V244H82ZM89 243H90V245H89ZM107 243H108V245H107ZM126 243H127V244H126ZM171 243H173V244H171ZM26 244H27V242H26ZM26 244H24V245H26ZM30 244H31V243H30ZM38 244H39V243L36 244L37 247H38ZM44 244H43V245H44ZM57 244H58V243H57ZM87 244H88V245H87ZM92 244H93V245H92ZM105 244H106L107 246H106ZM164 244H163V245H164ZM169 244H170V245H169ZM1 245H2V244L0 243V246H1ZM3 245H2V246H3ZM24 245H23V246H24ZM28 245H29V243H28ZM36 245H33V246H36ZM40 245H41V244H40ZM163 245H162V247H163ZM171 245H173V246H171ZM177 245H178V246H177ZM2 246H1V247H2ZM13 246H14V245L11 246V249H12L13 252H14V249L17 248L18 246L15 245L16 247H15V248H12ZM26 246H27V245H26ZM26 246H25V247H26ZM29 246H30V245H29ZM86 246H87L88 248H87ZM90 246H92V247H90ZM119 246H121V248H120ZM1 247H0V249H2ZM19 247H18V248H19ZM44 247H45V246H44ZM71 247H72V248H71ZM84 247L87 248V249H85ZM116 247H117V248H116ZM122 247H123V248H122ZM168 247H169V248H168ZM170 247H171V248H170ZM27 248H28V250L26 251V258H27L26 260H28V261H26V260L24 259L25 262H23V260H22V262H23L24 264H25V263L30 264L33 260H34V261H33V263H31V264H34V263L37 264V259H40L39 257H41V256H42L41 259H40L41 261H38V262L42 263V259H43V257H47V255L43 254L42 250H40V249H42V247H40V246L38 247L39 249L37 248L36 251L34 250V251H32V252H31V250H33V249H32L31 247H27ZM73 248H74V249H73ZM79 248H80V249H79ZM164 248H165V245H164ZM4 249H6V248H4ZM8 249H9V248H8ZM30 249H31V250H30ZM83 249H84V250H83ZM122 249H123V250H122ZM15 250H17V249H15ZM19 250H20V249H19ZM23 250L25 251L26 249L24 248ZM23 250H22V252H24ZM29 250H30V251H29ZM37 250L40 252V254H39V252H38ZM43 250H44V249H43ZM85 250H86V251H85ZM89 250H90V251H89ZM115 250H116V251H115ZM127 250H128V252H127ZM3 251H4V250H3ZM3 251H2V252H3ZM7 251H8V250H5V251H4V252H5V253H3V256H4V257H5V254H6ZM73 251H74V252H73ZM78 251L81 252V253H78ZM82 251H83V252H82ZM88 251L90 252V254H89ZM95 251H96V252H95ZM125 251H126V253H124ZM2 252H0V253L2 254ZM35 252H37L38 255H37ZM85 252H86V254H85ZM91 252H92V253H91ZM122 252H123V253H122ZM7 253L9 254V252H7ZM27 253H30V254H28V256H27ZM32 253H35V257H36V258L34 257V255H33ZM74 253H75V255H77V256H74ZM77 253H78V254H77ZM93 253H94V255H93ZM115 253H116V254H115ZM119 253H120V254H119ZM10 254H13V253L10 252ZM15 254H16V253H15ZM19 254H21V252H19ZM23 254H25V252L22 253V257H23ZM80 254H81V255H80ZM95 254H96L97 256H96ZM43 255H44V256H43ZM89 255H90V256H89ZM110 255H111V256H110ZM126 255H125V256H126ZM0 256H1V255H0ZM13 256H14V257H13ZM13 256H12V257H13V260H14V258H15V260H16V259H17V258H16V255L13 254ZM17 256H18V253H17ZM19 256L21 257V255H19ZM19 256H18V258H20ZM24 256H25V255H24ZM30 256H31V257H30ZM32 256H33V257H32ZM37 256H38V258H37ZM93 256H94V258H93ZM116 256H117V257H116ZM121 256H122V257H121ZM4 257H2V260H1V261L5 260ZM6 257H8V259H9V256H7V254H6ZM10 257H11V255H10ZM12 257H11V259H12ZM82 257H83V258H82ZM84 257H85V258H84ZM95 257H97V258H95ZM3 258H4V259H3ZM66 258H67V259H66ZM114 258H115V259H114ZM119 258H120V259H119ZM71 259H72V260H71ZM95 259L98 261V263H97V261H96ZM9 260H10V259H9ZM17 260H18V259H17ZM66 260H67V261H66ZM19 261H20V259H19ZM30 261H31V262H30ZM79 261H80V262H79ZM94 261H95V262H94ZM112 261H113V262H112ZM117 261H118V263H117ZM5 262L7 263V260H5ZM10 262H13L12 264H18V263H19V262L17 263L16 261H12V260H10ZM83 262H84V263H83ZM106 262H107V263H106ZM3 263H4V262H3ZM3 263H1V264H3ZM6 263H5V264H6ZM40 263H39V264H40ZM19 264H21V263H19Z\"/></svg>", "mask_w": 264, "mask_h": 264}]
</instances>
